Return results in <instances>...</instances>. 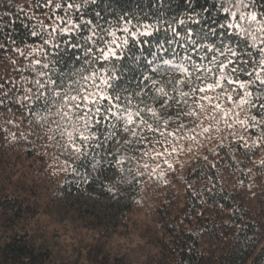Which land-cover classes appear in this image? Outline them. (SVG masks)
I'll list each match as a JSON object with an SVG mask.
<instances>
[{"label": "trees", "instance_id": "1", "mask_svg": "<svg viewBox=\"0 0 264 264\" xmlns=\"http://www.w3.org/2000/svg\"><path fill=\"white\" fill-rule=\"evenodd\" d=\"M39 2L44 7H37L38 0H0V100L4 101L0 108V264H264V130L249 131L256 110L243 104L249 99L248 80L242 81L243 92L230 83L220 90L216 86L225 76L223 68L214 67L209 73L208 63L201 62L204 72L194 74L214 91H198L196 100L190 99L195 106L188 114L191 130L168 127L167 133L174 135H159V148L134 160L144 178L137 185L138 195L127 201V212L111 230L98 226L96 216H81L63 206V195L71 186L89 180L100 189L107 187L84 169L96 173L98 145L110 128L94 132L84 128L89 140L77 136V151L68 146L65 134L73 131L77 110L69 112L63 98L55 108H35L46 119L38 121L29 114L37 79L50 84L63 76L64 83L67 74L78 69L86 71L78 75V83L70 82L73 90L83 91V76L95 73L103 91L119 97L116 110L152 108L154 97L165 88L169 96L173 90L176 95L171 104L163 103L176 104L182 91L177 69L157 64L162 59L159 48L166 49L167 55L195 57L198 53L187 39L190 32L197 34L198 41L211 38L208 29L213 22L231 23L235 11L246 15L260 11L259 2L255 8L245 7L248 0H71V7L65 0ZM57 6L63 11H57ZM241 23L245 31L239 35L221 34L216 39L233 49L239 46L238 50L247 44L255 52L264 33L253 30L264 24V16ZM122 28L130 31L120 33L117 57L100 67L103 54H84V29L94 44L103 36L104 43L111 45ZM65 30L71 33L67 38L61 36ZM141 31L152 35L140 36ZM33 32L39 39L33 40ZM77 45H85L83 53ZM203 53L200 48L199 54ZM92 56L97 59L89 67ZM257 61V67L264 62V52ZM94 85L95 81H87L89 92L95 91ZM193 89L195 85L191 97ZM253 91H264V85ZM154 110L161 113L160 107ZM151 119L164 132L163 123ZM260 123L264 124V117Z\"/></svg>", "mask_w": 264, "mask_h": 264}, {"label": "snow or ice", "instance_id": "2", "mask_svg": "<svg viewBox=\"0 0 264 264\" xmlns=\"http://www.w3.org/2000/svg\"><path fill=\"white\" fill-rule=\"evenodd\" d=\"M257 2L260 4V11L252 12L251 14H245L239 11L231 12L232 21L228 24L213 22L212 25L209 26V31L211 32V38L208 36H204L199 41L196 39L197 34L192 31L188 35V43L192 45V50L198 53L197 56L193 57L190 55H186L184 57L189 63L186 68L181 69L189 74V79L192 78V73L195 72L198 76H200L204 72V68L202 63H208L209 65V73L213 71V68L218 71L220 68H223L225 76L221 78V82L216 87L220 90L223 89L225 83H230L233 88L237 92L245 91V85L242 83L244 80H248V88L247 94L249 99L243 101V104H250L256 110L254 115V122L249 126V131H254L256 127H260L264 130V124L260 123L261 117H264V91L255 92L253 89H256L257 85H264V62L259 63L257 67V57L264 52V34L260 36V42L255 46L256 51H252V46L245 45L244 50L233 49L230 44H226L223 39H216L220 37L221 34H226L229 36L239 35L241 32L245 31V28L242 21L247 20L249 23H254L260 20L262 16H264V0H248L245 3L246 8H255ZM65 4L68 7H71V0H65ZM38 8L44 7L42 3H37ZM57 11H63L62 6H57ZM20 11H23L22 9ZM225 13H228V9L224 10ZM67 23V21H64ZM87 23H92L88 21ZM197 25H199L200 21H195ZM184 22L181 21V27H183ZM79 27V25H78ZM147 27V26H145ZM48 31H52V29H48ZM85 31V43L87 45V52L84 53L86 56L91 55L92 53H96L97 56H100V64L98 66L102 67L104 62L117 57L118 56V48L120 46L119 36L120 33L125 31H130V29L122 28L119 32L115 33V38L112 41L111 45H106L104 43L106 37L100 36L97 37V43H93L92 37L87 35V29ZM254 32L264 33V24H261L258 28L253 30ZM32 35L33 40L39 39V36L33 32L30 33ZM71 35L70 32L65 30L61 33L63 38H67ZM112 35L111 33L109 34ZM138 35L140 36H150L151 32L141 31ZM133 38H136L134 34ZM50 44V42H48ZM124 46H127L128 40L127 38L123 41ZM223 45V47H221ZM54 47H59V45H54ZM77 47L82 51L85 48V45H77ZM200 48L204 49L203 54H199ZM109 49H111L110 55ZM215 49V50H214ZM3 49H0L2 51ZM97 56H92L91 60H88V66L96 61ZM215 57V59H213ZM79 57H77V61L79 62ZM165 63H168L167 61ZM37 65H40V61H36ZM44 68H48V64L42 65ZM178 69H180V65H175ZM86 69H78L74 70L70 74H67V81L61 83L63 76H61V80L52 79L50 84L43 83L40 79H37L33 88L37 91L36 99L32 101L33 108L29 110V114L36 117L38 121L46 119L47 115L41 114L35 111V108L39 105L49 106L50 108H55L58 101H61L63 106L68 109L69 112L72 109H76L77 113H73L72 119V128L73 131L66 132V136L68 139V146L77 150L75 148L74 139L78 136L81 141H88L89 137L84 134L83 129L87 128L90 131H96L98 128H102L103 130H107L111 127L112 121L115 119H119L122 123V126L131 128L135 126V131L132 132V139H138L137 132L143 133L146 131H151L156 135H162L167 133L168 127L171 126L172 120L163 118L162 113L154 110V107H159L163 104L164 100H168V104L173 102V97H175L176 92L173 90L171 96L168 95L167 89H161L157 95L154 97L155 106L152 108H143L137 107L132 111L125 110L121 107L119 112L116 111L117 102L119 97L115 99L111 95L109 91L107 94L100 87V80L98 79L95 73L91 75H84L83 80L85 83L81 85L83 91L77 94L72 87V83H78V75L82 74ZM231 74V75H229ZM49 76L51 74H48ZM60 75V73H58ZM43 77L44 74L41 73ZM253 77L256 79L253 81ZM203 79V77H201ZM95 81V91L89 92L87 88V81L89 80ZM183 83V81H181ZM65 84H67V91H65ZM104 86L110 89V85L107 80H104ZM55 89V91H53ZM194 91L196 89H193ZM198 91L203 94L205 92H212L214 88L210 84L201 85ZM99 93V95H97ZM51 94V99L49 98ZM188 99H192L191 96L188 95L187 92L184 93ZM228 99V97H225ZM28 99V98H25ZM205 99H212L211 97H205ZM186 102V101H184ZM229 102H231L229 100ZM71 103V108H69V104ZM4 101L0 100V108L3 107ZM164 107H168V105H163ZM17 107H23L22 104H18ZM251 110V109H250ZM169 116L172 115L171 111L168 113ZM67 118V117H66ZM151 118H155L157 124L159 125L161 122L164 126V132H161V129L157 126H153L151 123ZM227 118V117H226ZM77 119L79 122L77 123ZM126 122V124L124 123ZM83 126V127H82ZM168 135H174V133H167Z\"/></svg>", "mask_w": 264, "mask_h": 264}, {"label": "rangeland", "instance_id": "3", "mask_svg": "<svg viewBox=\"0 0 264 264\" xmlns=\"http://www.w3.org/2000/svg\"><path fill=\"white\" fill-rule=\"evenodd\" d=\"M159 52V56L162 59L157 63L158 65H180V69L175 67L182 86V91L176 104L164 107L163 105L167 104L163 103L159 106L163 118L165 120L171 119L173 128L179 126L180 128L191 130L192 128L187 124L191 123V118L188 114L195 109V106L192 100L188 99L184 93L187 92L189 95L195 85L196 90L192 99L196 100L198 89L205 83V80L201 77L197 78V75L194 74L195 72L192 73V78L189 79V74L181 70L188 65L187 60L184 59L185 55H167L166 49L163 50V48H159ZM166 61L168 63H165ZM151 62L156 65L154 59ZM120 109L121 107L116 111L119 112ZM124 109L128 111L134 110L131 108ZM169 111L172 113L171 116L168 115ZM124 123L126 124V122ZM151 123L156 126V122L152 119ZM135 130V126L131 128L122 126L119 119L112 121L110 132L98 145L96 173L93 174L88 169H84L91 176L103 180L107 187L100 189L89 180L84 182V184H79L76 188L71 186L63 195L64 207L76 209L81 216H96L95 223L97 221L98 226H105L108 230H111L119 220H122L123 215L127 212V201L138 195L137 185L144 178L143 174L136 171L135 159L140 160L143 158L145 151L149 149L157 150L162 144L161 137L151 131L137 132L138 139L133 140L132 132ZM101 156L108 158V160L104 161Z\"/></svg>", "mask_w": 264, "mask_h": 264}]
</instances>
